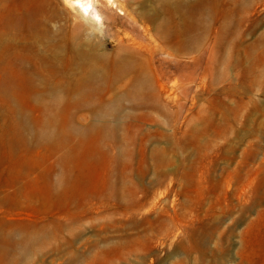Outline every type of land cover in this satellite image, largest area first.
Listing matches in <instances>:
<instances>
[{
  "label": "rangeland",
  "instance_id": "374dc122",
  "mask_svg": "<svg viewBox=\"0 0 264 264\" xmlns=\"http://www.w3.org/2000/svg\"><path fill=\"white\" fill-rule=\"evenodd\" d=\"M92 1L0 0V264H264V0Z\"/></svg>",
  "mask_w": 264,
  "mask_h": 264
},
{
  "label": "bare ground",
  "instance_id": "6f19581e",
  "mask_svg": "<svg viewBox=\"0 0 264 264\" xmlns=\"http://www.w3.org/2000/svg\"><path fill=\"white\" fill-rule=\"evenodd\" d=\"M71 7L79 9L81 15L92 18L96 23H101V18L96 9L94 8L92 0H67ZM67 3V2H66Z\"/></svg>",
  "mask_w": 264,
  "mask_h": 264
}]
</instances>
